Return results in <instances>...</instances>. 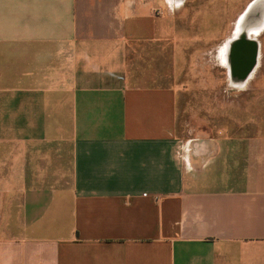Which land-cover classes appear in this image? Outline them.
Instances as JSON below:
<instances>
[{
	"label": "crops",
	"instance_id": "crops-1",
	"mask_svg": "<svg viewBox=\"0 0 264 264\" xmlns=\"http://www.w3.org/2000/svg\"><path fill=\"white\" fill-rule=\"evenodd\" d=\"M182 1L0 0V264H264L262 33L186 124Z\"/></svg>",
	"mask_w": 264,
	"mask_h": 264
},
{
	"label": "rangeland",
	"instance_id": "rangeland-1",
	"mask_svg": "<svg viewBox=\"0 0 264 264\" xmlns=\"http://www.w3.org/2000/svg\"><path fill=\"white\" fill-rule=\"evenodd\" d=\"M169 6L166 5V9L172 13L174 25L172 49L179 51L175 71H180L178 88L182 89V121L192 125L199 121L203 123L210 115L219 116L213 111L216 110L214 107L205 111V105L209 103L204 102V95L222 92L227 74L220 50L236 29L234 14L241 7L228 0H208L206 4L194 6ZM260 33L258 39L264 52V29ZM227 45L230 49V43ZM189 97L195 100L191 104H188Z\"/></svg>",
	"mask_w": 264,
	"mask_h": 264
},
{
	"label": "bare ground",
	"instance_id": "bare-ground-1",
	"mask_svg": "<svg viewBox=\"0 0 264 264\" xmlns=\"http://www.w3.org/2000/svg\"><path fill=\"white\" fill-rule=\"evenodd\" d=\"M260 1L261 0H258V2L256 1L253 3L248 9L249 11L247 10L248 12H245L240 17L235 30V32L237 31V35L232 41L228 42L230 43L231 49H233V41L236 39L239 40V43L237 44L238 49L240 47V49L243 51V55H249V51H251L252 54V45L256 42L258 43L256 39L253 41L252 38L253 36L258 35L264 27V1L262 3ZM256 12L259 13V15H256ZM233 70L236 72L235 69Z\"/></svg>",
	"mask_w": 264,
	"mask_h": 264
},
{
	"label": "flooded vegetation",
	"instance_id": "flooded-vegetation-1",
	"mask_svg": "<svg viewBox=\"0 0 264 264\" xmlns=\"http://www.w3.org/2000/svg\"><path fill=\"white\" fill-rule=\"evenodd\" d=\"M177 2L178 1H180V0H176ZM185 1L186 0H183L182 1V3L180 4V5H185L186 3H185ZM235 29V28H234ZM240 51H242L241 49H240ZM243 52V51H242ZM242 52H240V56H241V59H238L237 57H236V52L234 51V52H232V54H230V60H231V62H232V66H233V69H235L236 70V66L237 65H241V64H244V65H248V63H252L251 62V60H249L248 59V57H249V55H243L242 54ZM235 56V57H234ZM234 57V58H233Z\"/></svg>",
	"mask_w": 264,
	"mask_h": 264
},
{
	"label": "water",
	"instance_id": "water-1",
	"mask_svg": "<svg viewBox=\"0 0 264 264\" xmlns=\"http://www.w3.org/2000/svg\"><path fill=\"white\" fill-rule=\"evenodd\" d=\"M263 1H264V0H261L260 2L262 3ZM257 2H258V1H257ZM254 3H255V2H254ZM252 4H253V3H252ZM252 4L248 7V9L252 6ZM248 9H247V10H248ZM248 11H249V10H248ZM248 11H246V13H247ZM256 15H259V13L256 12ZM236 40H237V39H236ZM236 40L233 41V46H234L235 49L238 48V45H237V44L239 43V40H237V41H236ZM257 44H258V43L256 42L255 44L252 45V49H253V50L258 49V45H257ZM239 50H240V47H239ZM235 52H236V51H235ZM234 57H235V56H234ZM234 57H233V58H234ZM246 73H247V72H246Z\"/></svg>",
	"mask_w": 264,
	"mask_h": 264
}]
</instances>
